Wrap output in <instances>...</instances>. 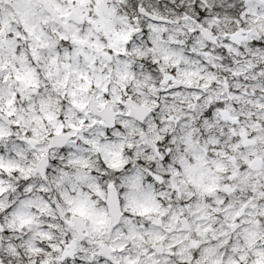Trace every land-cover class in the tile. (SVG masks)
Masks as SVG:
<instances>
[{
    "label": "snow or ice",
    "instance_id": "snow-or-ice-1",
    "mask_svg": "<svg viewBox=\"0 0 264 264\" xmlns=\"http://www.w3.org/2000/svg\"><path fill=\"white\" fill-rule=\"evenodd\" d=\"M0 264H264V0H0Z\"/></svg>",
    "mask_w": 264,
    "mask_h": 264
}]
</instances>
